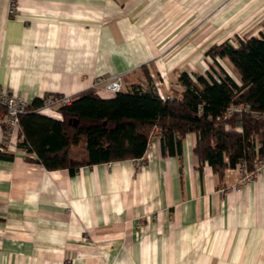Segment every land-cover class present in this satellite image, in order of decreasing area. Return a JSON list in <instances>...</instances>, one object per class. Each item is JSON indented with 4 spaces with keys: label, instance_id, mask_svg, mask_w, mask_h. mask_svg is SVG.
I'll return each instance as SVG.
<instances>
[{
    "label": "crops",
    "instance_id": "0c3cea01",
    "mask_svg": "<svg viewBox=\"0 0 264 264\" xmlns=\"http://www.w3.org/2000/svg\"><path fill=\"white\" fill-rule=\"evenodd\" d=\"M243 1L264 19V0ZM234 2L17 0L10 16L0 0V91L30 105L98 94L116 75L122 91L150 90L156 71L180 95L179 74H197L182 69L186 59L199 67L202 16L213 40ZM37 113L62 120L59 111ZM22 140L19 130L7 133L0 109V150L12 156L0 159V264H264V173L246 184L236 168L215 174L193 154L195 135L184 137L179 155L163 156L154 129L142 161L73 176L45 170Z\"/></svg>",
    "mask_w": 264,
    "mask_h": 264
},
{
    "label": "trees",
    "instance_id": "16d2710c",
    "mask_svg": "<svg viewBox=\"0 0 264 264\" xmlns=\"http://www.w3.org/2000/svg\"><path fill=\"white\" fill-rule=\"evenodd\" d=\"M206 55L214 65L204 75L179 74L184 91L172 99L161 100L155 90H143L137 84L112 98L89 90L59 108V121L38 114L43 98H35L19 119L23 137L19 147L35 155L45 170H67L73 176L82 167L143 160L152 131L157 129L163 156L179 155L182 140L193 134V154L200 165L207 164L219 176L242 163L250 170L264 157V121L248 113L225 121L221 117L240 103L264 112V33L236 37L234 43L224 41L209 48ZM217 59L228 60L239 82ZM76 149L80 156L71 157ZM11 158L0 150V159Z\"/></svg>",
    "mask_w": 264,
    "mask_h": 264
},
{
    "label": "rangeland",
    "instance_id": "374dc122",
    "mask_svg": "<svg viewBox=\"0 0 264 264\" xmlns=\"http://www.w3.org/2000/svg\"><path fill=\"white\" fill-rule=\"evenodd\" d=\"M235 1V2H234ZM234 4L236 5L232 6V8H228V18L227 21L229 25L225 26V28H222L221 31L216 35V38L213 40H209L207 37V27H209L207 17H204L205 15L202 16L201 22H200V27H201V38H200V43L196 45V50L197 53L199 54L198 57H195L194 59H197L199 63V67L194 64L192 65V59L188 58L186 59V62L182 66V69L187 70L188 72H193L192 68H194L195 73H199L200 75H204L205 71L208 69L209 66L214 65V62L212 58L208 55H206V52L208 51L209 48H211L214 45H220L224 41H231L235 42V38H247L250 37V35H255L259 31L264 32V19L260 20L258 19L257 15L259 12L258 7L254 8H246L244 5L243 0H233ZM240 4V6L238 5ZM217 14L221 11L224 10L223 5L219 6ZM215 11V10H214ZM219 18H217L218 20ZM222 22L216 21L215 24L217 26V29H219L221 26H219ZM223 27V26H222ZM185 30H187V26H185ZM188 32V31H186ZM205 32V33H204ZM186 44L191 43L185 42ZM217 62L220 64V66L227 72L235 81L239 82V77L232 65L226 60V59H217ZM193 66V67H192ZM192 67V68H191ZM179 73V71H178ZM177 75V74H176ZM152 85L148 84L147 88L151 89L153 88L155 90V84L159 86L161 91L165 95L169 96H177L179 92H176L175 89L170 92L167 91L166 88H170V79L168 78V74L166 72H152ZM81 151L77 149L74 154V157H79Z\"/></svg>",
    "mask_w": 264,
    "mask_h": 264
},
{
    "label": "built area",
    "instance_id": "2783aa9c",
    "mask_svg": "<svg viewBox=\"0 0 264 264\" xmlns=\"http://www.w3.org/2000/svg\"><path fill=\"white\" fill-rule=\"evenodd\" d=\"M16 1L17 0H8V15L10 16L14 15L18 10ZM122 83V75L113 76L107 80L98 94L101 96H114L116 93L122 91ZM155 93L161 100L172 99V96L165 95L157 84H155ZM70 103L71 98L69 96H48L43 98V105L37 110V112L55 114L58 112L59 108L67 106ZM28 106L29 104L17 95L0 91V109L4 111V124L8 134L11 135L14 130H19V119L26 113ZM243 113H248L253 118L264 121V112L260 113L253 111L250 106L245 103H240L228 108L221 117V120L225 121L233 115H241ZM236 130L240 131L239 128H236ZM150 147L151 145L149 142L148 149ZM236 169L239 171L241 184L252 182L264 173V157L255 161L253 168L250 170L247 168L245 163L238 165Z\"/></svg>",
    "mask_w": 264,
    "mask_h": 264
}]
</instances>
